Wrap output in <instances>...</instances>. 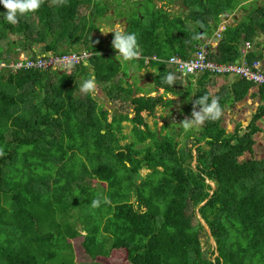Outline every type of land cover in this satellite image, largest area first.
Returning <instances> with one entry per match:
<instances>
[{"label":"trees","instance_id":"16d2710c","mask_svg":"<svg viewBox=\"0 0 264 264\" xmlns=\"http://www.w3.org/2000/svg\"><path fill=\"white\" fill-rule=\"evenodd\" d=\"M93 1L43 0L37 12L16 25L4 20L6 10L0 5V59L19 54L18 48L37 54V44L43 45V53L77 51L73 46L94 53L88 64L75 65L83 67V76L75 66L63 71H0V264H41L64 246L72 249L76 262L71 240L79 237L91 258L109 257L121 249L131 264H264V158H242L257 145V120L264 116V105L245 130L224 128L221 115L196 131L186 130L181 124L191 117L199 95L183 106L185 118L176 123V133L163 135L147 122L158 106L169 108L175 102L166 93L180 91L178 72L167 60L195 53L203 33L213 34L221 14L234 10L238 1L184 0L189 6L185 15L174 12L169 3L129 17L128 33L137 34L140 50L131 62L138 69L157 70L155 90L164 89L157 96L147 90L138 95L140 89L124 80L129 73H122L119 61L104 53L107 43L92 37L107 9L101 5L105 0H95L91 12L81 15L80 6ZM252 12L264 17V8ZM248 17L253 25L254 18ZM239 28L222 33L217 55L210 52L213 59L239 57ZM168 73L176 77L173 87L161 79ZM93 74L112 100L127 102L132 112L112 114L94 96L80 95L78 85ZM241 80L244 93L254 85ZM260 90L264 94V86ZM236 91L237 98L245 95ZM229 98L217 100L220 109ZM125 121L133 123L134 137L121 144L127 138ZM182 133L186 141L180 147L176 134ZM142 169L150 172L143 175ZM93 199L100 200L95 208ZM77 205L88 217L84 222L78 218L81 229L73 220L65 229L63 221L69 222L65 217ZM39 221L59 226L62 235L42 232ZM205 224L216 249L203 248Z\"/></svg>","mask_w":264,"mask_h":264},{"label":"crops","instance_id":"0c3cea01","mask_svg":"<svg viewBox=\"0 0 264 264\" xmlns=\"http://www.w3.org/2000/svg\"><path fill=\"white\" fill-rule=\"evenodd\" d=\"M238 4L237 7L232 10L231 12H225L221 14V19L218 24V27L215 28L214 33L211 34V31L203 33V39L201 44L208 43L209 50L213 49L214 55H217V46L220 42L218 41V44L215 45L213 42L210 44V42L214 39V36L216 32L222 31H229L231 29H235V27L242 26H248L244 25L246 24L244 22L245 18H249L251 14H255L253 25H249V30L244 27H240L239 29L242 31V34L240 36V39L238 40V47L240 49L239 57L241 56V53L244 49H246V43L250 42V46L247 47L248 51V59L250 61L253 60H260L261 65L264 68V17H261V13L259 12H252L250 15L246 14L250 11L249 7L248 9L242 10V5L248 4L252 5L254 7H258V9L264 8V0H237ZM241 4V5H240ZM241 7V8H240ZM250 13V12H249ZM260 14V15H258ZM214 23V22H211ZM250 23V22H249ZM229 34V33H228ZM227 34V35H228ZM223 36V35H222ZM225 36V35H224ZM116 55L115 53H112ZM215 58V57H214ZM130 64V71L129 76L127 77V82L132 83L135 88H139V94L138 95H144L142 91H150V95L157 96L159 94L164 93V89H159V92L155 90L156 83L152 78H148L147 81L144 78V75L149 71H157L154 68L148 67L147 69H138L136 65H134L131 61H128ZM88 64V63H86ZM121 64V63H120ZM92 71V69H91ZM205 75V74H204ZM201 75L199 77H192V76H186L185 80H183V83L180 86V91L177 93L174 92H168L165 94L167 99H173L175 102L173 105L169 106V109H173L176 106H180V113L181 116H179L176 112L173 114V116H177L180 123L182 119L185 117V112L183 113V106H186L188 102H194V100L201 96L208 95L210 98L215 99H221V98H227V95H229L231 98H229V102L224 105V107L221 109V116H222V125L226 129H230V131H233L237 128L239 129H247V127L252 123L253 116L255 113H257L260 106L264 105V94L260 90V86L258 85H252L247 92L244 93L242 89H239V83L241 84L244 82L239 77H215V76H204ZM182 74L177 73V78L180 79ZM126 77V76H125ZM137 78V82H136ZM177 79V80H178ZM99 83H97V86ZM192 85V86H191ZM99 87H97L98 89ZM189 89H191L189 91ZM188 92H187V91ZM236 90H239L241 93H244L245 95L241 98H237L240 94ZM200 92V94H199ZM97 93V92H96ZM173 93V96H172ZM172 96V97H171ZM184 97H187L185 99ZM190 98V99H189ZM168 108V107H167ZM164 108V111L167 109ZM199 110V108H197ZM162 112V107H157L156 114H160ZM165 114H167L165 112ZM132 114H130L131 116ZM155 118V117H154ZM156 122V121H155ZM159 124H161L159 122ZM257 125L261 128V131L258 132L255 137L257 139V145L260 140H264V116L257 120ZM202 125H199L201 128ZM194 128V127H193ZM264 144V142H263Z\"/></svg>","mask_w":264,"mask_h":264},{"label":"rangeland","instance_id":"374dc122","mask_svg":"<svg viewBox=\"0 0 264 264\" xmlns=\"http://www.w3.org/2000/svg\"><path fill=\"white\" fill-rule=\"evenodd\" d=\"M117 1L119 2L120 0H115V3H117ZM94 2H95V0L91 4L87 3V4H84L83 6H80V8H79L80 14L81 15L89 14L91 12V6H92V4ZM157 2L159 3V1H157ZM141 3L143 4L142 7H139L140 11H141V14L146 13V10H149V9L151 10L153 8L152 0H143ZM172 3L173 4L170 7H171V9L174 12L180 13V14L182 13L184 15L189 12V8L183 4L182 0H175ZM101 5H102L103 8L106 7V3L104 1L101 3ZM129 6H130V10H128L127 15L128 16H132L136 12V11L132 10V8L134 9V6H136V4L130 3ZM93 8H94V5H93ZM254 8L255 7L252 6V5L249 6L250 14L252 13V11H254ZM136 9H138V8L136 7ZM147 12H149V11H147ZM137 15H138V13H137ZM254 16H255L254 13L251 14V17H254ZM79 17L77 18V20L78 19L80 20ZM103 18L104 17H102V19H101V27L102 28H104L106 31L107 30H117L116 28H112L113 27L112 22H106ZM244 21H245L246 25H248V26L250 25L249 22L251 23V19L250 18L249 19L245 18ZM102 22H105V23H102ZM118 26H119L118 24L115 25V27H118ZM100 35L102 36L101 33H100ZM12 38L13 39H15V38L17 39L18 35H13ZM42 46L43 45H41V44L35 45L34 46V51L37 50V52L38 51L40 52L41 51L40 49H42ZM18 49L20 50L19 54H15L13 57L14 58H17V57L20 58L21 57V59L26 60L28 63H31L32 62V58L34 56L38 55V54H34L33 50H30V52H29V51H24V50H22L20 48H18ZM18 49H17V51H18ZM73 49L74 50H78L79 48H77L76 46H73ZM101 61H102V59H101ZM87 62L88 61H86V63ZM133 64L136 65L135 63H133ZM130 67L131 66L128 63V61H123L121 63V71H122V73H127L128 74L129 71H130ZM74 68H75V70L77 68H79V73H81V75L83 76V70L80 69V68H83V67L75 66ZM147 68L148 67H146L145 69H147ZM91 69H92L91 72L95 73V69L92 67V64H91ZM157 74H158L157 71H153L151 69L144 75V78L147 81V79L150 77V78H152V80L155 81V78H156ZM92 77H95V74H93ZM185 79L186 78L184 77V75H182L180 77V79H178V82L180 84H182L183 80H185ZM124 80L127 81V77H125ZM136 82H137V78H136ZM97 83H99V85L97 86L99 88L97 89V93H96V95L94 97L100 103V105H104L105 108H109L111 110L112 114H114V112H118V113L132 112V109H131L130 105L127 102H123L122 103L120 101L112 100L110 98V95H108L106 93V91L104 90V88H105L104 86L105 85L103 83H100V82H97ZM101 84H103V85H101ZM190 90L191 89H189V91ZM80 93L81 92H79V94ZM172 96H173V93H172ZM184 98L187 99V97H184ZM179 107H181V104H180V106H176L173 109L167 108L165 110V112L167 114H165V112H163L164 109L162 107V112L160 114H156L155 118L153 116L147 117V122L150 124V126L153 129L154 128H156L158 130L161 129V133L163 135L167 134L168 132L176 133L179 130L178 129L179 126L176 125V123H178L179 120H178V117L177 116H173V114L175 112L176 113L178 112L177 114L179 116H181V113L179 112L180 111ZM112 114H110L109 120L112 119V117H113ZM132 116H133V113H132L131 117ZM181 117H183V116H181ZM159 122L161 124H159ZM166 124H168V128L167 129H163V127H165ZM123 125H124L123 132H124L125 135H127V138L122 139L121 144H126L127 142L132 141V139L134 137V135H133V123L131 121H125V122H123ZM194 128H195V131H196L200 127L196 126ZM174 130H176V131H174ZM176 137L178 138V140L181 141L180 147H183L184 144H185V141H186L185 135L183 133L181 135H177L176 134ZM148 142H150V141H148ZM263 142H264L263 139L259 141L258 145H256L255 148H254L253 154L246 153L242 158H247V157H250L252 155L256 156L258 159L264 158V144H263ZM192 165H193V167H196V165H197V161L195 160V158H194V162H193ZM41 168L43 169V167H41ZM149 172H150V170H148V169H142V174L143 175H147ZM24 180H26V177L24 178ZM92 184L95 187H99V186L103 187L101 185V183H99L97 181H92ZM212 184H214V183H212ZM67 198L65 199V201L67 200ZM48 202H50V200H46L45 201V203H48ZM51 203L54 204V202H51ZM43 205H45V204L43 203ZM63 215H64V213L61 215V217H63ZM197 216L199 217L200 215L197 214ZM87 217H88L87 213H86V211L84 210L83 207H81L80 205L74 206V207L71 208L70 212L65 217L66 220L69 219L70 223L67 222V221H63L64 222L63 226L65 228V226H67V225H72V221L71 220H73V222L76 223L77 228L81 229L82 228V222H84L87 219ZM78 218H80L82 222L78 221ZM57 221H59V222L61 221L60 217L57 218ZM38 226L41 227L42 232H44V233H48V230H52V231H54L56 233L57 236L62 235V234H60L59 226H51L50 222H47V223L44 224L43 221H39L38 222ZM206 231H207V234L206 233H202V236H201L203 248L205 250L206 249H216V241H215L214 237L210 234V230L209 229H207ZM83 233L85 234L86 232H83ZM83 240H84L83 237H79V238H76L74 240H71L73 242V245H74L76 262H72V256H73L72 249L67 247V246H64L63 251L59 250V252H57L56 256L52 257V259H50L49 261L43 262L41 264H63V263H65V261H68L67 264H99V262H101L102 264H131L129 262V260L126 258V251L125 250H121V249L120 250H113L112 253H111V256H109V257L99 256L97 258H91L85 252V250L83 248V245H82ZM58 241H59L60 244H63V242H64L62 239H59Z\"/></svg>","mask_w":264,"mask_h":264},{"label":"built area","instance_id":"2783aa9c","mask_svg":"<svg viewBox=\"0 0 264 264\" xmlns=\"http://www.w3.org/2000/svg\"><path fill=\"white\" fill-rule=\"evenodd\" d=\"M222 31L216 32L213 42L215 45L222 38ZM250 42L246 43V49L241 56L234 61H218L211 57L208 43L201 44L195 53L184 58L174 55L168 59L178 72L184 77H199L206 73L215 77H239L253 82L255 85L264 86V68L260 60L250 61L248 59L247 47ZM93 56L90 50L73 51L62 54L46 53L32 58V62L15 58L12 60H0V71L3 68H11L14 72L22 69L35 68L39 70H59L73 67L89 60Z\"/></svg>","mask_w":264,"mask_h":264},{"label":"clouds","instance_id":"9594fccd","mask_svg":"<svg viewBox=\"0 0 264 264\" xmlns=\"http://www.w3.org/2000/svg\"><path fill=\"white\" fill-rule=\"evenodd\" d=\"M42 2L43 0H0V5H2L3 8L6 10L2 13L3 18L8 24L16 25L22 17H25L28 14L37 12L41 7ZM102 23H105V22H102ZM112 28H116L117 30H107L106 31L104 28H99L102 34L106 35L107 33L111 32L110 36H113V33H114V38L112 40V47L111 45H109V48L104 47L105 48L104 53L110 56L111 58L115 57V59L118 60L119 63H122L123 61H134L138 59L140 55V50H139V45H138L137 34L135 32H131V33L125 32L122 30V28L120 29L119 26L115 27L113 25ZM80 48H83V46ZM82 50H88V49L83 48ZM77 51H81V50H77ZM46 53H56V52L43 53L41 51L40 52L38 51L37 52L38 55L34 56L33 58H37L39 55L46 54ZM112 53H115L116 55ZM57 54H62V53H57ZM12 59H15V58L14 57L10 59L3 58V60H9V61ZM84 63L86 64V61ZM173 68L176 70L174 66ZM59 70L63 71L66 69H59ZM161 79L163 83L169 86L173 87V85H175L176 77L173 73H168L166 76L162 77ZM78 87H79V91L82 94H88V95L95 96L97 92V82H96L95 77H89L87 79H84L83 82L78 85ZM197 107H199V110H197ZM220 114H221V109L218 105L217 99L210 98L208 95L201 96L199 99L196 100L195 104L193 105L191 117L186 118L181 125L186 130L191 129L193 127L202 125L206 120L208 121L217 120L220 117ZM105 202H107V198H105ZM99 204H100L99 199H93L91 201V206L93 208L97 207Z\"/></svg>","mask_w":264,"mask_h":264},{"label":"flooded vegetation","instance_id":"af4514ba","mask_svg":"<svg viewBox=\"0 0 264 264\" xmlns=\"http://www.w3.org/2000/svg\"><path fill=\"white\" fill-rule=\"evenodd\" d=\"M142 1L143 0H120L119 2L117 1V3H115V0H105L104 2L107 4V9H106L105 15L103 16L104 17L103 19L106 18L105 19L106 22H112V24L114 26L118 24L120 29L122 28L123 31L128 32V28L130 26V21H129L130 16L127 15L128 10H130L129 5H130V3L136 4V6H134V9L132 8V10L136 11L138 13V15H141V11H140L139 7L143 6V4L141 3ZM157 1H159V3ZM170 1L173 2L175 0H152L153 8H155V7L159 8L163 4H169V3L171 6L173 3ZM183 1L184 0H182V2ZM242 6H243L242 10L246 11L250 5L244 4ZM136 7L138 9H136ZM187 7L189 8V6H187ZM119 13H123V15L120 17H115V15L119 14ZM96 21H97V19H96ZM99 24H101L100 20L98 22V25ZM100 28H102V27L100 26ZM100 33H101L100 30L99 31H93L91 33V35H92V37H97V36L102 37L103 40L107 43L106 45H104V47L109 48V45H111V47H112V40L114 38V33H113V36H110L111 32L107 33L106 35L101 33L102 36L100 35Z\"/></svg>","mask_w":264,"mask_h":264},{"label":"water","instance_id":"95a60500","mask_svg":"<svg viewBox=\"0 0 264 264\" xmlns=\"http://www.w3.org/2000/svg\"><path fill=\"white\" fill-rule=\"evenodd\" d=\"M126 22V21H125ZM83 45L82 44H80V47H82ZM113 59H115V57H113ZM203 204H205V203H203ZM205 226L209 229V227H208V225L207 224H205ZM210 230V229H209Z\"/></svg>","mask_w":264,"mask_h":264}]
</instances>
